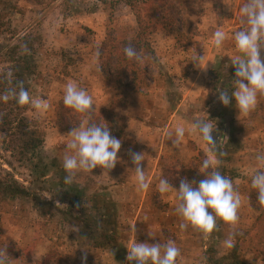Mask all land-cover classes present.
Returning <instances> with one entry per match:
<instances>
[{
	"label": "rangeland",
	"instance_id": "1",
	"mask_svg": "<svg viewBox=\"0 0 264 264\" xmlns=\"http://www.w3.org/2000/svg\"><path fill=\"white\" fill-rule=\"evenodd\" d=\"M142 1L147 4L150 0ZM153 1L160 2L161 22L171 19L181 34L169 32L159 23L151 28L149 40L157 63L147 67V79L127 93L125 107L129 103L137 110L154 105L152 123L157 125L166 124L172 110H177V119L190 124L206 115L216 121L212 136L220 141L218 153H223L217 154L219 170L232 179L241 197L237 224L230 226L218 219L215 230L205 236L191 227L181 230L180 219L174 224L168 218H158L161 223L145 229L134 225L133 231L132 224L121 217L110 194L103 190L107 185L98 176L99 167L87 176L90 181L83 180L82 190L74 182L66 184L62 162L67 137L62 143L60 133L65 132L57 127L64 110V89L68 83H77L90 89V95L100 104L105 98L111 100L116 84L101 72L100 56H107L101 46L111 33L116 42L124 41L125 47L137 52L131 42L137 31L135 16L124 0H0V56L21 36L29 37L32 48L23 47L34 57L36 66L25 79L27 90L33 100L39 98L48 104L45 111L35 110L31 104L20 106L24 115L45 131L37 156L23 163L14 162L13 167L2 161L31 194L51 204L37 205L28 195L12 198L0 194V249L5 248L9 264H129L126 246L133 235L137 242L174 241L181 253L176 264H206L210 250L217 259L225 256L230 249L224 241L232 232L236 233L234 244L245 261H252L256 255L251 234L257 212L248 193L255 154L264 153V120L258 115L259 103L248 115H239L234 98L228 106L219 101L215 86L229 91L234 80H219L216 72L231 75L235 69L230 64L234 49L231 40L225 41L222 50L212 44L215 30L231 35L239 27V7L245 0ZM195 51L203 55L201 66L207 61L212 63L201 69L188 61ZM123 64L118 62L116 66ZM203 143L206 151L189 141L197 152L195 166L188 163L177 169L173 163L168 164L165 170L170 180L179 184L182 172L188 181L198 173L208 154L209 146ZM85 174L81 173L84 178ZM165 209L160 207L158 214H165ZM257 262L264 264V250L258 252Z\"/></svg>",
	"mask_w": 264,
	"mask_h": 264
},
{
	"label": "clouds",
	"instance_id": "2",
	"mask_svg": "<svg viewBox=\"0 0 264 264\" xmlns=\"http://www.w3.org/2000/svg\"><path fill=\"white\" fill-rule=\"evenodd\" d=\"M239 27L231 35L223 30H215L212 44L217 50H222L225 41L231 40L234 54L230 57V64L235 67L233 89L219 90V101L228 106L233 98L239 115H248L264 98V61L261 60V49H264V0H245L239 7ZM125 57L129 60L140 62L143 58L131 47L123 49ZM99 55V52H97ZM191 60L201 69L206 68L208 62L201 66L203 55L193 53ZM212 63V62H211ZM8 77L12 76L9 71ZM16 88L9 89L0 94V101L15 100L17 105L31 104L33 109L45 111L48 104L42 99L33 100L23 83ZM62 103L65 107L82 114L85 118L69 131L65 142L62 167L66 173L64 182L71 184L74 178L81 173L92 172L100 167L108 173L115 167L120 159L118 152L122 141L111 135L106 122L93 121L92 114L97 110L93 97L77 83H68L64 89ZM96 106V105H95ZM206 113V112H205ZM207 114V113H206ZM216 129V121L210 120L208 115L197 117L186 129L183 124H178L173 131L164 133L166 140H171L174 147L179 145L187 132L198 133L206 142L208 152L211 153L202 161L198 168L204 179L198 184L195 181L182 179L179 187H174L169 178L159 179L157 192L160 194L171 193L175 199V212L179 216L181 230L188 227L199 231L201 234L210 235L216 228L217 220L235 226L238 221V210L241 207V197L233 181L219 170L218 144L213 139L212 132ZM136 185L139 190L146 191L150 184L146 180L141 161L145 160L144 152L130 153ZM255 169L250 177V186L257 192V203L264 209V153H257L254 157ZM131 229L135 231L134 225ZM235 232H232L224 241V246L231 249L235 246ZM154 237V235H150ZM126 260L129 264H176L181 255L180 249L174 241H161L159 243L137 242L135 237L130 245L126 246ZM0 264H9V256L5 248L0 249Z\"/></svg>",
	"mask_w": 264,
	"mask_h": 264
},
{
	"label": "trees",
	"instance_id": "3",
	"mask_svg": "<svg viewBox=\"0 0 264 264\" xmlns=\"http://www.w3.org/2000/svg\"><path fill=\"white\" fill-rule=\"evenodd\" d=\"M124 2L129 6L135 16L137 31L131 39V42L134 43L137 53L143 59L140 62L127 59L123 53L126 43L124 41L116 42L111 33L107 35L106 40L101 46L102 52H106L107 56H100V69L105 79L115 82L116 91L111 96L108 106L95 111L91 117L93 121L106 122L111 135L118 139L122 136L128 118L126 115L118 112L117 109L124 108L127 93L133 90L138 83L147 79L149 75L147 67L157 63L155 50L149 40L151 28L159 23L169 32L178 35L181 34V31L172 25L171 19L161 22L160 15L162 8L160 7V2L153 0L147 1V4L142 0H124ZM1 19L2 16L0 15V28L3 26ZM31 44L32 41L29 37L21 36L17 41L8 45L0 56V94L12 88H16L18 91L17 85L21 82L25 89H27L25 79L35 72L36 65L34 57L28 53L23 45L32 48ZM118 62H123V66L117 67ZM120 67L123 69H120ZM126 69H128V74L125 76ZM9 71L12 73L11 77L7 75ZM216 73H218L217 79L219 80L235 79V69H233L231 75L229 74L230 76L225 75L223 72ZM128 78L130 79V83H128ZM223 88L224 86H215V89L218 91L223 90ZM232 89L233 87L229 92ZM257 109L258 115L264 120V98L259 102ZM83 118L84 116L82 114H78L74 110L64 106V110L58 117V130L69 133ZM44 141L45 131L35 120H31L24 115V112H22V109L17 105L15 100L10 99L6 103L0 101V194L12 198L20 195H28L37 205H51L50 201L44 200L36 194H31L28 188L24 184H20L14 178L12 172L3 166L6 163L9 167H13L14 162L23 163L31 160L37 156ZM169 181L175 187H179L170 178ZM248 196L251 206L257 212L253 225L254 231L251 234L256 255L252 261H245L240 256L238 246L235 244L228 254L219 259L211 254L214 251L210 250L211 253L206 258V264H260L257 262V256L258 252L264 250V209H260L258 206L256 200L257 192L255 190L250 188Z\"/></svg>",
	"mask_w": 264,
	"mask_h": 264
},
{
	"label": "crops",
	"instance_id": "4",
	"mask_svg": "<svg viewBox=\"0 0 264 264\" xmlns=\"http://www.w3.org/2000/svg\"><path fill=\"white\" fill-rule=\"evenodd\" d=\"M86 91L89 94L91 93L90 89ZM93 101L96 105L93 107H96V109H100L101 106L106 107L110 103V100L106 98L103 100L102 104H100L97 99H93ZM152 106L137 107L136 110L135 108L131 109L128 103L127 107L117 109L118 112L126 115L128 118L122 136L119 138L122 141L121 148L118 152L120 159L113 169L108 170V173L99 167L100 172L98 175L100 179H102L101 181L103 184L107 185L103 190L105 193L110 194L112 201L119 209L121 217L126 218L130 225L144 226L143 229L148 228L150 224H154L155 222H158V224L161 223L159 220L162 218H168L170 220L169 222L172 221L174 224L180 219L175 212L176 202L174 196L171 193L165 195L157 192L156 189L159 179L169 177L167 170H165L168 168L169 163H173V167L177 169H183L188 163H191L193 166L196 165L193 158L197 152L196 149L189 146V141H194L198 149H204L206 151L203 140L200 138L199 134L187 131L179 148L174 147L170 139L166 140L164 133L166 131H173L178 124H183L186 129L191 124L187 123L185 119H177V110L171 111L166 124H154L152 123V118L154 116V108ZM146 111H148V113ZM244 121L247 122V120ZM60 134V139L63 143L64 137L68 139L69 133ZM132 152H144L145 160L141 161V167L144 169L146 180L150 184L146 191L139 190L136 185L134 171L129 169L133 167L130 157V153ZM209 155H211V153L208 152L207 157ZM215 158L220 161L217 155ZM245 166L246 165H244V167ZM197 168L198 167H196V169ZM88 175H90V172H88L86 178L81 174L77 175L76 181H73L76 183L75 186L82 190V187L85 185L83 180L86 179L90 181L87 177ZM181 176L182 179H187V176H185L183 172ZM202 177L205 178L198 170V173H194V177L189 181H195L198 184ZM87 183L89 184V182ZM179 184H177V186H179ZM81 185L83 186L81 187ZM85 188H83V190H86ZM160 207L166 208L165 210L168 211H166L165 214L160 213L161 215H159L158 209ZM134 237L133 235L129 240L130 244ZM135 239L137 241V236Z\"/></svg>",
	"mask_w": 264,
	"mask_h": 264
}]
</instances>
